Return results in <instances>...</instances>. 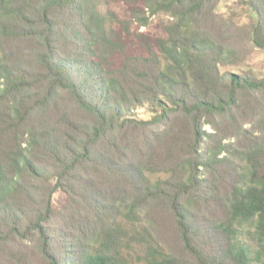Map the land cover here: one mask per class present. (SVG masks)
Segmentation results:
<instances>
[{
  "label": "trees",
  "instance_id": "obj_1",
  "mask_svg": "<svg viewBox=\"0 0 264 264\" xmlns=\"http://www.w3.org/2000/svg\"><path fill=\"white\" fill-rule=\"evenodd\" d=\"M125 1L142 3L145 13L137 10L136 15L142 14L139 17L143 25L162 11L170 13L175 21L167 25V37L156 43L160 55L131 56L121 68L112 69L108 61L118 42L109 36L107 16L90 8L91 0H0V15L24 24L22 31H16L2 21L0 35L37 40L35 64L43 74L38 81L45 85V93L37 102H28L33 85L29 71L4 59L0 62V244L8 237L5 228L15 231L13 219L18 213L15 198L25 195L30 200L34 198L25 188L30 181L28 176H36L39 168L29 159L28 148L15 144L17 135L14 136L28 130L29 125L31 134L37 135L34 117L50 129L63 120L59 127L78 130L83 136L80 141L76 139L74 148L65 146L62 139L64 164L56 174V184L71 185L74 188L71 197L81 201L79 210L70 217L78 219L81 226H70L56 240L49 239L45 223L51 218L53 191L48 192L45 211L38 212L27 223V231L40 235L41 248L50 264H129L122 251L127 236L125 222L134 226L132 239L146 248L144 264H179L158 243L155 226L144 221L151 204L168 207L172 213L185 249L196 260L186 264H253L261 260L264 245L261 244L263 250L252 252L251 245L240 236L246 227H254L259 241L264 242V77L220 72V65L236 60V52L207 28V11L218 0ZM242 1L255 15L251 41L264 48V0ZM56 11H61L62 16L58 24L54 20ZM62 44L70 49L67 55L61 52ZM59 90L70 96L75 112L90 116L92 122L81 125L80 120L72 117L74 111L64 112L59 120L51 122L48 109L61 93ZM146 104L151 106L149 120L126 116L133 108ZM245 106V109L259 108L253 119L256 125L263 126L259 134H252L253 141L247 150L238 151L252 164V169L247 180H239L229 199L227 218L218 226L227 237L228 250L215 257L206 254L202 244L196 242L198 229L187 196L202 190L205 180L198 176L199 167L214 172L222 162L219 154L231 149L212 133L203 131L202 126L210 124L218 129L219 123L234 125ZM217 117L218 122L214 120ZM130 126L159 129L189 156L177 166L178 182L168 179L151 182L148 174L163 169L159 164H150L141 155L138 159L128 158L123 154L128 145L122 154L118 153L117 133ZM235 131L250 133L239 124ZM51 134L42 131L41 136ZM212 136L216 143L201 150L205 139ZM104 142L111 150L104 147ZM104 181L119 189L113 191ZM117 193L119 196L115 197ZM62 239L66 241L61 245ZM59 247H62L61 262L55 256Z\"/></svg>",
  "mask_w": 264,
  "mask_h": 264
},
{
  "label": "rangeland",
  "instance_id": "obj_2",
  "mask_svg": "<svg viewBox=\"0 0 264 264\" xmlns=\"http://www.w3.org/2000/svg\"><path fill=\"white\" fill-rule=\"evenodd\" d=\"M28 1L32 2L33 0ZM90 8L107 16L106 28L110 34L109 36L118 42L108 61L112 69L121 68L126 59L131 56L150 57L153 54L160 55L156 43L159 38L167 37V25L175 21L170 13L162 11L151 16L147 24L143 25L139 17L142 14L136 15L137 10L143 11L144 9L141 2L91 0ZM207 12L206 16L209 21L207 28L210 33L236 52V60L233 63L220 65V72L224 75L236 73L240 76L247 75L252 78L264 77V48L256 47L251 41V26L254 23L255 15L250 7L242 0H218L215 7L210 8ZM54 15V20L58 24V20H62L61 11H56ZM2 21H6L7 26L14 27L16 31H22L21 28L24 26L23 23L10 17L7 19L1 14L0 22L2 23ZM36 45L39 46L37 40L33 38L0 35V62H3L2 59H4L13 66L19 64L24 70L30 72L28 74L31 76L33 85L28 92L27 101L31 103L37 102L38 98L45 93L44 82L38 81L43 78V74L42 69L35 64ZM60 47L64 55H67V52L70 51L64 44ZM58 93V97L52 101L51 107L48 109L51 122L59 120L64 112L74 111L75 109L70 96L65 91L59 90ZM245 108L246 106L238 113L239 119L234 125L219 123L218 129H214L210 124L202 126L203 131L208 134L212 133L222 144L231 149L228 153L223 151L219 154L218 157L222 159V162L216 166L214 172L210 173L204 166L199 167L198 176L205 180L200 187L202 190L191 197L187 196L191 199L194 224L198 229L196 242L202 244L206 254L215 257H220L223 251L228 250L227 237L220 231L218 226L220 222L225 221L227 218L230 205L229 199L236 188L235 186L239 184V180H247L250 169H252V164H248L243 159L244 156L238 151L247 150L250 141H253L252 134H259L263 126L262 124L256 125L253 119V113L259 112V108L256 106ZM251 108L255 110L252 111ZM126 114L127 117L136 120H149L152 117L151 106L147 104L137 106ZM71 115L73 118L80 120L81 125L92 122L90 116H84L79 111ZM214 120L218 122L220 118L217 117ZM32 122L39 130L37 135L31 134L29 131L31 125H29L28 130L23 129L21 133H16L14 136L17 135L15 144L19 145L21 143L23 148H28L29 159L39 168L36 176H28L30 181L27 182V188H25L34 198L30 200L28 195H25L18 196L13 201L18 208L16 218L13 219V224L16 225L14 227L15 231L12 232L9 228H5L8 237L0 244V264H50L48 257L41 248L42 239L40 235L36 231H27V223L38 212L45 211L49 191H53L51 196V218L45 223L49 239L56 240L60 232H64L66 229L70 230V226H81L78 219L72 220L70 218L72 213L79 210L78 205L81 204V201L79 199L74 200L75 197L74 199L71 197V192L74 189L71 185L62 184L58 186L56 184V174L64 164L61 158L63 142L65 146L74 148L76 139L79 138L78 141H80L83 136L80 137L78 130H67L62 126L59 127L60 122L58 127L52 129L43 126L34 117H32ZM238 124L243 125L244 130H250V133L240 134L235 131ZM42 131L53 133V135L42 137ZM117 135L120 136L117 142V147L120 149L118 153L122 154L123 148L128 145L123 153L128 158L136 157L138 159L141 155L147 160L146 162L155 163L154 165L159 164L157 166L163 168L155 170L152 172L153 174H148L151 182H156L159 179L177 181L178 175H180L177 166L183 159H189V156L183 154L180 147H176L173 140L165 138L159 129H142L130 126L120 130ZM144 140L147 141L142 146ZM213 140L214 136L207 137L201 150L204 151L213 143L215 144L216 142ZM104 147L111 150L105 142ZM137 149L138 151H136ZM89 172L90 169L87 168V173ZM103 183L105 186L114 189L113 191L119 189V186L116 187L106 181ZM122 189L126 191L124 186H122ZM127 191H130L128 187ZM116 196H119V194L117 193ZM112 197L113 194L110 199ZM147 212H149V215L144 221L155 226L160 246L175 257L179 264L196 263L194 257L184 247L177 224L169 208L163 207V205L151 204V208H148ZM124 226L127 230V236L123 244V254L128 258L129 264H144L145 246L132 239L134 231L132 224L125 222ZM19 232L21 233L19 234ZM240 238L251 245L252 252L263 250L262 245H264V242L259 241L256 228L246 227ZM65 241L66 239H62L61 245ZM55 256L59 262L62 261V247L55 251ZM261 258L253 264H264V255Z\"/></svg>",
  "mask_w": 264,
  "mask_h": 264
}]
</instances>
